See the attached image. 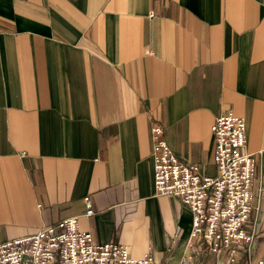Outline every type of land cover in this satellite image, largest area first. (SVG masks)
<instances>
[{
    "label": "crops",
    "instance_id": "crops-1",
    "mask_svg": "<svg viewBox=\"0 0 264 264\" xmlns=\"http://www.w3.org/2000/svg\"><path fill=\"white\" fill-rule=\"evenodd\" d=\"M257 162L250 264L264 258V0H0V243L77 216L95 243L187 259L192 212L153 185L150 127L214 176L216 116ZM90 197L93 214L84 215ZM187 262V263H186Z\"/></svg>",
    "mask_w": 264,
    "mask_h": 264
},
{
    "label": "built area",
    "instance_id": "built-area-1",
    "mask_svg": "<svg viewBox=\"0 0 264 264\" xmlns=\"http://www.w3.org/2000/svg\"><path fill=\"white\" fill-rule=\"evenodd\" d=\"M210 130L216 174L205 176L198 164L179 160L159 121L151 124L154 189L158 195L178 197L192 212L188 260L201 251L218 255L223 250L227 264H250L253 235L245 225L256 208L252 186L257 162L245 150L246 123L226 110L216 116ZM84 204V215H92L90 197ZM0 264H155V258L149 253L133 258L120 242L95 243L89 231L79 229L77 216H70L1 242ZM256 264H264V258Z\"/></svg>",
    "mask_w": 264,
    "mask_h": 264
}]
</instances>
